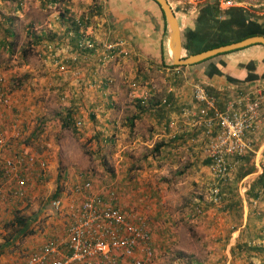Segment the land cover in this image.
I'll return each mask as SVG.
<instances>
[{"label": "crops", "instance_id": "obj_1", "mask_svg": "<svg viewBox=\"0 0 264 264\" xmlns=\"http://www.w3.org/2000/svg\"><path fill=\"white\" fill-rule=\"evenodd\" d=\"M213 1H203L192 14L174 13L181 56L191 54L184 47L185 31L194 28L195 17ZM9 2L13 7L9 12L4 9L5 17L1 16L5 52L10 62L17 63L13 67L17 77L31 79L26 89L14 93L13 112L22 124L19 130H33L39 111L43 114L44 104L54 99L61 105L62 117L56 120L59 129L67 115L80 121L79 139L86 146H113L114 168L110 171L116 179V196L128 190L135 197L182 190L176 184L185 181L172 186L167 179L159 183L157 171L186 175L198 182L195 191L203 192L192 202L197 201L195 207L201 211L195 217L201 229L198 248L202 251L196 252L199 257L193 264H264V180L260 167L264 161V118L252 134V150L240 158L230 178L219 183L203 153L202 129L193 122L197 104L192 98V83L213 94L220 109L237 91L258 86L264 90L263 47L251 44L184 67L170 66L166 24L153 0H0V5ZM249 12L264 22V7ZM208 17L201 23L214 28L216 23ZM76 20L82 29L77 28ZM81 31L98 44L122 41L126 54L103 63L97 51H77ZM72 53L77 55L75 61ZM10 66L7 64V71L13 72ZM43 124L44 132L52 128ZM46 132L41 133L37 153L25 148L35 159L27 195L33 189L30 194L37 196L40 187H50L57 177L59 146ZM139 146L146 150L142 155L136 153ZM71 167L64 171L74 177L69 181L70 196L76 199L72 187L78 181ZM212 183L219 188V203L208 199L207 187ZM123 201L120 207L130 212ZM137 212L149 228V211L144 207ZM150 235L153 243L151 231ZM13 264H20V260Z\"/></svg>", "mask_w": 264, "mask_h": 264}, {"label": "built area", "instance_id": "obj_2", "mask_svg": "<svg viewBox=\"0 0 264 264\" xmlns=\"http://www.w3.org/2000/svg\"><path fill=\"white\" fill-rule=\"evenodd\" d=\"M173 13L192 14L205 0H166ZM218 9L241 7L255 11L264 7V0H215ZM76 26L82 29L80 21ZM81 31L76 41L77 51L87 54L99 52L103 63L117 55L124 56L122 41H104L98 44ZM77 55L72 53L75 61ZM192 98L197 104L194 124L200 126L203 153L215 181L230 178L240 158L253 148L252 134L264 118V90L237 91L223 109L216 106V98L199 83H192ZM13 110L12 98L5 78L0 74V203L27 196L34 156L19 145L11 143L16 125H7ZM184 113H187L185 110ZM78 129L79 120L73 121ZM17 132V130H15ZM264 158V151L262 153ZM42 166V162L39 161ZM264 170V161L260 164ZM89 180L75 183L72 192L78 202L66 210V224L61 233L44 239L20 259V264H149L152 256L151 235L145 218L125 212L118 204L112 188L97 192ZM208 199L220 202L219 188L213 183ZM62 207L59 198H53L50 209ZM196 214L201 211L195 209Z\"/></svg>", "mask_w": 264, "mask_h": 264}, {"label": "rangeland", "instance_id": "obj_3", "mask_svg": "<svg viewBox=\"0 0 264 264\" xmlns=\"http://www.w3.org/2000/svg\"><path fill=\"white\" fill-rule=\"evenodd\" d=\"M5 4L6 6L0 5V74L5 78L7 87L10 90L14 109L16 105L14 93L20 89H26L28 85L27 80L31 79L17 77V68H13L17 63L10 62L11 59L8 58L9 55L5 52L7 48L4 47V45L7 46V43H4L2 40V37L5 36V30L3 28L1 16L3 17L5 15L4 9L9 12L11 7H13L12 2ZM11 57L14 59L13 55H11ZM7 64L12 65L10 68L14 69L13 72L7 71ZM8 73L12 76H9ZM35 107H37V102H35L34 108ZM44 107L46 110L43 114L40 110L42 106L39 107L40 115L37 121L38 124H36L37 126H35L33 130L28 131V133L25 132L26 134L24 133V131H26L25 128H22L21 131L19 130L22 124L18 122L20 116L16 113L14 114L15 111L13 112L12 110L9 117H6L7 120H5L7 122L6 124L9 126L13 124L16 125L14 132H12L13 135L10 136L11 143H14L16 146L22 144V150L28 154L30 152L37 153L36 149L39 145L41 133L45 134L46 132V130L44 132L45 127H43V125L45 124L43 123L52 125V128L46 132V135H51L53 143L59 146V160L56 167L57 177L55 180L53 179L50 187H40L37 196H32L30 194L31 191H34L31 189L26 197L12 200L7 199L5 203L3 202L1 204L0 264H13L19 261L27 251L33 249L44 239L56 233H61V230L66 224V210L72 208L76 205V202H78L77 198L73 199L70 196L71 184L69 181L74 177H70L68 173L64 171L68 165H71V168L75 170V178H77L78 181L76 183L89 180L92 188L97 192H103L105 189L109 188L114 189L115 187L116 179H114L112 171H110L114 168L113 146L111 144H106L89 148V146L85 145L86 143L84 144L83 140L79 139L80 131L73 126V119H70L68 126L63 124L60 129L58 128L59 123H57L56 120L59 119L60 121L62 115L59 114L61 105L57 101L53 99L50 104H44ZM38 125L41 127L39 128L40 132L38 135L34 136L32 133L38 129ZM15 130H17V132ZM62 142L63 145H60ZM26 147L30 149V152L25 150ZM43 147L46 146L44 145ZM137 150L136 153L139 155H142L146 151L144 146L137 147ZM62 153L64 156H62ZM133 155L134 154H132V156ZM165 173L166 172L157 171L155 173L156 181L161 183V179H167L171 182V186L178 181H185V183H180L181 185L176 184L182 187V190L178 189L174 194L159 192L152 197L146 194L137 195L135 197V194L132 195L131 191L128 190V192L117 193V197H119V199H117L118 204L121 206L124 198V201H126H123L124 204L127 205V208H131L129 210L130 212L140 214L137 211L144 207L145 210L147 209V211H149L151 215L148 220L150 223L149 230L151 229L150 231L153 234V252L149 264H193L198 259L197 257H199L196 252L199 253L202 249L198 248L201 239V229L197 224L198 217H195L201 212L196 214L195 205L198 202L192 201L193 198L199 196L203 190L197 194L195 185L198 184V182H195L192 177L189 178L182 174H171V172L169 174L166 173V176H164ZM143 177H146V175ZM142 181L146 183L147 180L143 179ZM212 184L207 187L208 190ZM126 186L128 185L126 184ZM56 190L57 195L54 198L60 199L62 207L60 210L54 212L50 209V202ZM191 191L194 192L190 194ZM16 216L23 221L24 224L22 226H18V223H16Z\"/></svg>", "mask_w": 264, "mask_h": 264}, {"label": "trees", "instance_id": "obj_4", "mask_svg": "<svg viewBox=\"0 0 264 264\" xmlns=\"http://www.w3.org/2000/svg\"><path fill=\"white\" fill-rule=\"evenodd\" d=\"M153 2L156 3L154 0ZM209 6H210L209 9L201 11L195 17L194 28L192 29L187 28V30L185 31L184 47L187 52L196 53L201 50L216 47L219 45H224V44H227L233 41H238L245 37H249L253 35H263L264 36V22H259L257 19L258 18L257 15L250 13L249 11L241 7H236V6L229 7L224 10H220L217 7L216 1H213V3L209 4ZM207 17H208V20H212L211 23H216V26L214 28L204 26L203 25L204 23H201V20ZM202 27H204V30L202 29ZM258 45H261V44H258ZM262 47L264 49V46ZM239 49H234L231 51L218 53L214 56L229 53V52L236 51ZM214 56H211V57H214ZM211 57H208V58H211ZM208 58H205V59H208ZM170 66H177V65H170ZM181 67H184V65H181ZM71 118L72 117L66 115L65 122H63V124L69 125V121ZM39 132H40V129L38 128L32 134L36 136L38 135ZM261 175H262L261 179L263 181L264 180V170ZM224 182L226 181L219 182V183H224ZM56 195H57V190L52 195V198H54ZM15 220H16V223H18V226H22L24 224L23 221H21L19 217L17 216L15 217Z\"/></svg>", "mask_w": 264, "mask_h": 264}, {"label": "water", "instance_id": "obj_5", "mask_svg": "<svg viewBox=\"0 0 264 264\" xmlns=\"http://www.w3.org/2000/svg\"><path fill=\"white\" fill-rule=\"evenodd\" d=\"M162 13L167 29V41L169 48L170 62L173 65H189L201 61L205 58L211 57L218 53L239 49L251 44H261L264 46L263 35H253L245 37L238 41H233L224 45H219L200 52L191 53L186 56H181V42L180 31L178 27L177 18L170 9L166 0H154Z\"/></svg>", "mask_w": 264, "mask_h": 264}]
</instances>
